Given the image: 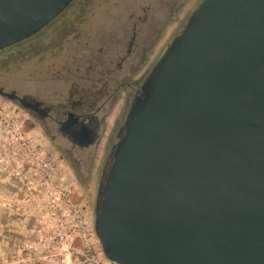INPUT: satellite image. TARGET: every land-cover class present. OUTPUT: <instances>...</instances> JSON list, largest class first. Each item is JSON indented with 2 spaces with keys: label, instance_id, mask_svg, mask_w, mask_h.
Wrapping results in <instances>:
<instances>
[{
  "label": "water",
  "instance_id": "95a60500",
  "mask_svg": "<svg viewBox=\"0 0 264 264\" xmlns=\"http://www.w3.org/2000/svg\"><path fill=\"white\" fill-rule=\"evenodd\" d=\"M72 0H0V49ZM94 233L114 264H264V0H199L108 148Z\"/></svg>",
  "mask_w": 264,
  "mask_h": 264
},
{
  "label": "flooded vegetation",
  "instance_id": "af4514ba",
  "mask_svg": "<svg viewBox=\"0 0 264 264\" xmlns=\"http://www.w3.org/2000/svg\"><path fill=\"white\" fill-rule=\"evenodd\" d=\"M179 10L177 0H72L39 31L0 49V97L47 139L82 192L167 28L182 25Z\"/></svg>",
  "mask_w": 264,
  "mask_h": 264
},
{
  "label": "rangeland",
  "instance_id": "374dc122",
  "mask_svg": "<svg viewBox=\"0 0 264 264\" xmlns=\"http://www.w3.org/2000/svg\"><path fill=\"white\" fill-rule=\"evenodd\" d=\"M177 1L182 25H169L155 59L199 2ZM167 2L173 0H153V6ZM108 148L94 162L82 192L47 139L25 121L18 106L0 97V264H114L103 255L93 229L94 198Z\"/></svg>",
  "mask_w": 264,
  "mask_h": 264
}]
</instances>
